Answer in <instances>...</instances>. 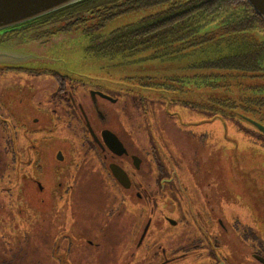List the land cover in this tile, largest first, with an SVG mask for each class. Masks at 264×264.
Segmentation results:
<instances>
[{"label":"flooded vegetation","instance_id":"obj_1","mask_svg":"<svg viewBox=\"0 0 264 264\" xmlns=\"http://www.w3.org/2000/svg\"><path fill=\"white\" fill-rule=\"evenodd\" d=\"M107 4L91 17H68L71 10H64L0 36V42L40 46L80 30L86 55L103 76L72 78L23 65L0 67V80L11 76L1 80L0 93L14 92L13 105L0 95V215L5 209L9 224L18 220L36 231L49 224L53 233L44 242L53 264L83 263L93 255L96 264H264V241L249 214L228 223L222 219L216 204L220 173L215 180L198 175L209 165L220 172V151L225 150L220 140L227 139L224 134L220 139V127L238 132L240 144L259 135L264 146V134L255 126L264 128V81L244 96L235 87L233 93H220V68L214 76L209 65L188 61L199 59L198 54L206 58L207 52L200 53L204 45L185 49L186 55L168 63L120 54L121 38L141 20L99 34L122 14L121 3ZM222 99L235 107L226 110L230 104ZM231 120L234 125H228ZM64 132L78 141L64 140ZM177 147L192 150L195 167L188 172L199 192L194 207L177 168ZM78 186L96 200L92 206L109 202L112 192L119 196L120 206L108 210V220L90 229L91 235L76 225ZM177 195L186 199V221L178 219ZM12 238L0 232V245L15 244ZM0 264L12 263L0 258Z\"/></svg>","mask_w":264,"mask_h":264},{"label":"rangeland","instance_id":"obj_2","mask_svg":"<svg viewBox=\"0 0 264 264\" xmlns=\"http://www.w3.org/2000/svg\"><path fill=\"white\" fill-rule=\"evenodd\" d=\"M162 7L164 6H153L119 14L112 20L106 22L105 25L99 29V34H106L109 31L121 28L125 25L135 24L142 18L154 14ZM79 31L80 30L73 31L62 36L55 37L46 45H37V48L42 49L46 52V54H42L34 50L32 54L39 57V59L21 65H30L25 67L29 69H46L56 71L72 78L79 76L89 79L103 78L100 70L98 69V65L95 64L96 60H93L86 55V40ZM21 45L30 46V43H23ZM40 58H44L46 61L35 62L40 61ZM9 77L11 76H5L2 79H9ZM38 79L40 81L45 80L41 76H39ZM1 80L0 83H2ZM213 87L216 88L217 86ZM45 93L46 91H44L41 96L45 95ZM0 95H4L3 99L7 101L11 100L12 105L14 104L13 91L10 93L7 90H4L0 93ZM17 96H20V93L17 94ZM30 104L33 103L30 102ZM184 115L186 117L189 116V114ZM33 116L35 117V115ZM154 116L151 115L150 122L155 120ZM192 118L198 117H196L195 114L188 117V119ZM234 124L235 121H228V125ZM215 125L216 124H214V126ZM248 132L249 129L246 133ZM63 134L65 136L64 140H67L68 142L73 143L78 141V139H75V135L73 133L64 132ZM222 134H224L227 139L220 140V144L222 143L225 149L223 152L220 151V172L217 170V165H209L207 168L198 173V175L200 174L204 180H208L206 177L207 175L215 180L217 174L220 173V195L216 204L220 209L223 221L228 223L235 215L245 216L247 215L246 213H248L249 221L259 234V237L264 241V146L259 145L262 139L258 135L256 136V140L251 137V140L240 144L239 134L234 129L224 131V128L220 127V139L222 138ZM183 142L187 144L186 141ZM187 145L190 147L189 144ZM191 151V148L190 150L183 151L181 148L177 147L176 162L181 178L183 176L182 181L184 182L186 192L189 195L191 206L194 207L198 204L199 192L193 186V175L191 176L188 172L189 168L194 169L195 167L192 163L191 158L193 156L191 155ZM82 156L83 154L81 152L80 154H77V158ZM209 160L212 161L214 159L210 158ZM194 180L202 181L201 178H196ZM211 181L212 180L209 182ZM107 196L109 197V202L101 205L98 204L99 206H92L97 203L96 200L93 202L89 196L86 197L85 192L81 191L79 186L77 187L76 199L78 200V203L81 202L79 205V211L77 208L75 213V215H77L76 225L78 228H81V230L85 229V232L91 235L90 229H94L99 222L108 220L107 211L120 205L116 204V201L119 198L116 193L112 192ZM114 196L117 197L112 198ZM176 202V207L178 213L180 214L178 215L179 221H186L185 213L187 211V203L185 197L183 195H177ZM4 206L6 207L7 204H4ZM66 207H69L70 211L68 209L66 210L71 212L72 204L70 201ZM4 210L5 209H2V213L0 215V228H2L0 232H10L11 237H13L12 239H17V241L12 245H0L1 260L9 259V262L12 264H53L50 253L51 251L44 242V238L52 235V227L48 224L45 225L43 230L42 228L40 229V225H38L39 227L37 230L39 231H36L35 225H32L31 229L29 228V225L21 223L18 220L17 223H11L14 226L13 227L8 223L10 220L7 217V214H4ZM46 232L47 235L45 234ZM100 247L103 248V245L100 244ZM45 253L46 255L47 253L49 254L48 257ZM3 255L4 257H2ZM93 256L92 259L89 261L84 260L83 263L81 259H76L75 264H96L97 261H95ZM66 258L67 257H65V260ZM70 258L72 261L75 259L74 254L71 252ZM104 261L105 258L102 257V262L104 263Z\"/></svg>","mask_w":264,"mask_h":264},{"label":"trees","instance_id":"obj_3","mask_svg":"<svg viewBox=\"0 0 264 264\" xmlns=\"http://www.w3.org/2000/svg\"><path fill=\"white\" fill-rule=\"evenodd\" d=\"M116 3H121V13L164 6L121 38L120 54L168 63L175 62L171 60L174 56L186 55L183 50L204 45L200 53L207 52L206 58L200 59L198 54L199 59L188 61L209 65L214 76L220 68V84H224L220 93H233L235 87L244 96L264 81V22L245 0H83L47 15L71 10L68 17H91L96 7ZM185 42L189 44L184 46ZM213 89L216 93L217 88ZM221 101L229 102L226 110L235 107L230 99Z\"/></svg>","mask_w":264,"mask_h":264},{"label":"water","instance_id":"obj_4","mask_svg":"<svg viewBox=\"0 0 264 264\" xmlns=\"http://www.w3.org/2000/svg\"><path fill=\"white\" fill-rule=\"evenodd\" d=\"M81 1L83 0H0V35L22 23L50 14ZM245 1L264 22V0ZM30 46L0 42V67H11L38 60L39 57L32 54L34 50L46 54L42 49L37 48V45L30 44ZM40 59V61L35 62L46 61L44 58ZM255 126L264 134V128L262 126L257 124ZM119 182L121 181L119 180Z\"/></svg>","mask_w":264,"mask_h":264}]
</instances>
